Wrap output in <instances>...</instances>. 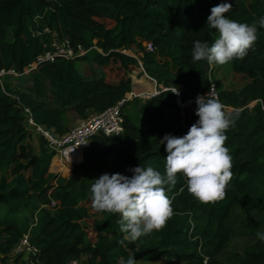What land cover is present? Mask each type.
Wrapping results in <instances>:
<instances>
[{"label":"trees","instance_id":"16d2710c","mask_svg":"<svg viewBox=\"0 0 264 264\" xmlns=\"http://www.w3.org/2000/svg\"><path fill=\"white\" fill-rule=\"evenodd\" d=\"M221 3L232 4L226 17L255 23L258 30L248 54L229 63L250 83L239 92L215 84L219 101L235 108L232 114L239 113L226 133L233 179L222 201L202 204L189 194L184 178L178 177L171 191L166 188L175 215L162 231L131 241L130 246L140 248L130 253L118 242L123 235L119 217L93 209L91 184L104 174L131 178V169L137 166L166 175V142L160 141L166 135L182 138L199 120L197 104L181 107L171 92L179 89L186 104L210 91L211 65L194 61L192 53L196 40L210 47L218 39V30L207 26V21L211 9ZM261 17L264 0H0V72L24 73L50 45L53 36L43 32L47 27L89 50L77 62L101 70L99 78L88 79L80 75L77 62H44L31 71L34 91L42 99L15 90L9 74L0 77V264H69L83 259L88 264H126L130 257L166 259L169 264H264L260 239L238 262L221 258L230 239L254 233L234 228L235 210L264 215ZM130 48L143 55L144 73L163 89L145 102L140 124L125 114L124 135L94 137L69 177L52 173L55 152L40 134L36 143L32 140L35 127L29 120L63 136L71 130L66 121L69 110L85 120L116 105L133 88L129 72L140 68L137 58L123 53ZM110 68L114 78L109 76ZM145 86L144 93L153 92ZM252 101L258 103L250 112L246 107ZM27 234L38 253L26 260L24 255L14 256L13 250Z\"/></svg>","mask_w":264,"mask_h":264},{"label":"clouds","instance_id":"9594fccd","mask_svg":"<svg viewBox=\"0 0 264 264\" xmlns=\"http://www.w3.org/2000/svg\"><path fill=\"white\" fill-rule=\"evenodd\" d=\"M231 9L230 3H221L211 9L207 26L218 30L219 37L210 47L196 40L192 53L194 61L224 66L243 59L253 48L258 39L256 24L240 23L226 17ZM258 23L264 28V17ZM171 93L180 94L179 89ZM196 104L195 114L199 120L188 133L182 138L166 135L160 141L161 144L166 142V175L152 167L137 166L131 169V178L116 173L93 180L90 187L93 209L117 215L120 231L125 233L124 240L135 242L167 226L175 212L166 188L171 191L178 183V177L184 178L189 194L202 204L217 203L226 197L234 176L233 158L225 146L226 133L235 126L239 113L226 111L215 95L214 86L207 98L198 96ZM257 235L264 241V233ZM126 264L139 262L130 257Z\"/></svg>","mask_w":264,"mask_h":264},{"label":"rangeland","instance_id":"374dc122","mask_svg":"<svg viewBox=\"0 0 264 264\" xmlns=\"http://www.w3.org/2000/svg\"><path fill=\"white\" fill-rule=\"evenodd\" d=\"M145 47H148V44H143ZM127 54L134 56L137 58L140 68L138 70L129 72V77L133 81V91L136 93L145 92V85H149L151 89L155 92L159 91V89H163V86L156 85L155 82L151 81L148 76L144 73L143 69V63H142V57L143 55L138 53L135 48L127 49ZM77 70L79 71L80 75L82 77L92 79V78H99L101 76V70L93 65V64H87L84 62H77L76 64ZM211 78L212 81L216 84L217 82L220 83L224 90L228 91H242L244 87L250 83V79L243 74L237 73L233 70L232 66L230 64L220 66V65H211ZM109 76L112 78L115 77L114 75V69L110 68L108 69ZM1 74V72H0ZM10 75V83L13 85V88L15 90H18L19 92H25L33 97H40V95L35 92L36 83L33 80L31 71H24L22 74L17 73H9ZM4 77V76H2ZM48 83L46 87H48ZM47 95L50 99V103L53 101V96L50 91V88H47ZM42 99V98H41ZM47 100L46 98H44ZM149 98L144 97L143 95L137 98H134L132 101L129 102L127 105L125 114L126 117H130L132 121L136 124H140V115L142 113L143 106L145 105V102L148 101ZM258 103V101H252L248 104L246 108L250 112H252V109L254 106ZM226 111L229 113H232L235 108L224 106ZM238 111H242L243 109L239 108L236 109ZM93 116V115H91ZM90 116V117H91ZM82 119H79L75 113L72 110H69L66 114V121L70 127V129H73L76 127ZM32 140L36 143L38 141L37 133L35 130L33 131ZM36 134V135H34ZM50 171L55 174V169L53 166V163L51 165ZM64 170L62 173V177H69L71 173ZM232 224L235 229L239 232H243V230H253V234H244V235H237L230 239L228 244L226 245V248L224 252L221 255L222 260H229L232 262H238L241 259L245 258L248 251L251 249H254V244L259 240L258 233H261V231L264 229V215H259L255 211L252 213V215L245 214V211L241 208H237L234 212L233 218H232ZM125 233L118 239V242L120 243L121 240H124ZM131 240H124V243L121 244L124 248L128 249L130 253H136L138 249L140 248V245L137 244L135 246H130ZM26 260L28 259V256H25ZM139 264H169L166 259L163 260H140L138 261ZM80 264H88L87 259H83L80 261Z\"/></svg>","mask_w":264,"mask_h":264},{"label":"built area","instance_id":"2783aa9c","mask_svg":"<svg viewBox=\"0 0 264 264\" xmlns=\"http://www.w3.org/2000/svg\"><path fill=\"white\" fill-rule=\"evenodd\" d=\"M43 32L46 35L53 36V39L50 45L45 47L42 54L38 56L37 60L29 68H27L25 72L37 69L38 66L44 62L53 63L57 59H65L75 63L89 52V50H86L81 45H74L69 37H59L48 27L45 28ZM146 48L150 51L153 50L151 44H148V47ZM126 51L127 49H125L123 53L127 54ZM11 72L15 73L14 71H1L0 77ZM149 79L156 84L155 80L151 78ZM213 86L215 95L218 96L216 85L212 82L211 88ZM133 89L134 87L131 92L127 93L126 96L116 105L108 108L102 113L94 114L88 119L80 121L76 127L63 136L56 134L54 130H48L44 126L36 125L32 119L29 120L30 124L35 127V132L43 136L49 143L52 151L55 152L52 160L55 174L62 176V172L64 170L67 171L68 169L70 171L68 173L72 174L74 166L82 162L84 153L89 149L94 137H118L124 135L125 109L128 103L134 98L145 95L144 91L136 93ZM172 91H175V89H172ZM158 93L159 91L155 94H151V96H148L147 99L154 97ZM208 93L205 95L200 94L198 96H204L207 98ZM197 97L190 99L186 104H184L179 94L177 95V102L181 107L194 106L196 104ZM52 206H54V203ZM37 253L38 249L30 243V237L28 234L20 240L13 250L14 256L24 255L29 257L31 255H36ZM73 261H75V264H80V260ZM71 262L69 264H71Z\"/></svg>","mask_w":264,"mask_h":264},{"label":"bare ground","instance_id":"6f19581e","mask_svg":"<svg viewBox=\"0 0 264 264\" xmlns=\"http://www.w3.org/2000/svg\"><path fill=\"white\" fill-rule=\"evenodd\" d=\"M155 93H156L155 91H153L152 93H144L145 94L144 97L151 96V94H155Z\"/></svg>","mask_w":264,"mask_h":264},{"label":"crops","instance_id":"0c3cea01","mask_svg":"<svg viewBox=\"0 0 264 264\" xmlns=\"http://www.w3.org/2000/svg\"><path fill=\"white\" fill-rule=\"evenodd\" d=\"M163 260V259H162ZM158 261H160V260H158Z\"/></svg>","mask_w":264,"mask_h":264},{"label":"water","instance_id":"95a60500","mask_svg":"<svg viewBox=\"0 0 264 264\" xmlns=\"http://www.w3.org/2000/svg\"><path fill=\"white\" fill-rule=\"evenodd\" d=\"M159 94V93H158ZM157 95V94H156Z\"/></svg>","mask_w":264,"mask_h":264}]
</instances>
